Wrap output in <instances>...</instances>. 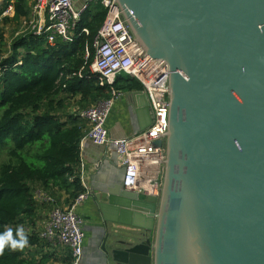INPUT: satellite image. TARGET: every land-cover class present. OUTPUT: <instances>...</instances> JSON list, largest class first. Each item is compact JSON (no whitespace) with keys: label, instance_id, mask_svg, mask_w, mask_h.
I'll use <instances>...</instances> for the list:
<instances>
[{"label":"water","instance_id":"95a60500","mask_svg":"<svg viewBox=\"0 0 264 264\" xmlns=\"http://www.w3.org/2000/svg\"><path fill=\"white\" fill-rule=\"evenodd\" d=\"M116 3L144 54L168 67V128L155 141L164 148L158 197L123 184L95 194L100 256L264 264V0ZM141 102L144 130L152 118ZM110 225L142 229L144 239Z\"/></svg>","mask_w":264,"mask_h":264},{"label":"trees","instance_id":"16d2710c","mask_svg":"<svg viewBox=\"0 0 264 264\" xmlns=\"http://www.w3.org/2000/svg\"><path fill=\"white\" fill-rule=\"evenodd\" d=\"M8 4L14 6V15L4 17L3 23L30 15L29 0H7L0 13ZM105 16L100 3L89 1L71 30V40L58 35L52 45L47 33L30 32L15 36L2 48L1 34L0 232L12 229L15 235L16 228L35 215L41 201L38 191L54 200H44L53 207L55 192L69 193L71 206L84 191L78 167L80 143L90 126L80 111L112 96V88L90 71L94 41ZM114 88L142 86L121 74ZM46 261L47 256L37 259L27 247L22 251L6 247L0 255V264Z\"/></svg>","mask_w":264,"mask_h":264},{"label":"built area","instance_id":"2783aa9c","mask_svg":"<svg viewBox=\"0 0 264 264\" xmlns=\"http://www.w3.org/2000/svg\"><path fill=\"white\" fill-rule=\"evenodd\" d=\"M89 1L98 2L106 9L104 22L94 41L96 52L90 71L99 76L101 84L112 88V96L80 111V116L88 120L90 126L86 136L97 145H114L124 171L125 190L142 197H158L162 186L164 148L156 146L155 141L164 139L168 128V67L144 54L124 21L116 0ZM89 1L76 8L75 0H32L30 15L20 20L21 29L16 36L30 32L36 35L47 33V42L51 45L58 35L71 40V30ZM13 15L14 6L8 4L0 13V24L4 17ZM121 74L140 82L148 98L152 121L144 130L111 140L107 121L114 101L121 95V91L114 88ZM79 175L84 191L71 206L53 207L49 220L40 232L41 238L69 247L75 261L83 253L85 238V221L76 214L75 208L89 195L83 169L79 170ZM37 198L53 200L38 192Z\"/></svg>","mask_w":264,"mask_h":264},{"label":"crops","instance_id":"0c3cea01","mask_svg":"<svg viewBox=\"0 0 264 264\" xmlns=\"http://www.w3.org/2000/svg\"><path fill=\"white\" fill-rule=\"evenodd\" d=\"M89 0H75V5L80 7ZM132 92V94H131ZM128 94H130L128 96ZM142 98L148 99L142 89L121 90L107 121L109 138H124L141 131L144 122L141 112ZM79 170H84V179L88 186L89 195L75 208L77 215L84 221V249L82 255L75 261L72 250L57 241L50 242L40 237V232L49 220L54 206L51 202L39 201L35 215L23 223V228L28 236L29 243L26 246L28 253H34L37 259L47 256L46 264H106L99 254V247L104 233V225L100 220L97 204L94 200L96 193H104L122 187L123 168L119 163L116 148L111 143L97 145L87 136L80 143ZM39 189V188H38ZM38 193H40L38 191ZM55 204L60 207H69L70 194L65 191L55 192ZM116 229L123 236L134 233L137 237L135 242L144 239L145 231L124 225H110L107 230ZM89 248L87 251L86 249ZM72 260V262H71Z\"/></svg>","mask_w":264,"mask_h":264},{"label":"clouds","instance_id":"9594fccd","mask_svg":"<svg viewBox=\"0 0 264 264\" xmlns=\"http://www.w3.org/2000/svg\"><path fill=\"white\" fill-rule=\"evenodd\" d=\"M28 243V236L23 227H17L15 235L12 229H6L4 232H0V255H3L6 247L11 251H22Z\"/></svg>","mask_w":264,"mask_h":264},{"label":"rangeland","instance_id":"374dc122","mask_svg":"<svg viewBox=\"0 0 264 264\" xmlns=\"http://www.w3.org/2000/svg\"><path fill=\"white\" fill-rule=\"evenodd\" d=\"M7 0H0V11L2 10L4 4ZM32 0H29V5L31 6ZM78 8L77 5H75ZM21 29L20 22L16 21H6L0 24V31L2 34V48H5L9 42L16 36V33ZM23 227V226H21Z\"/></svg>","mask_w":264,"mask_h":264}]
</instances>
